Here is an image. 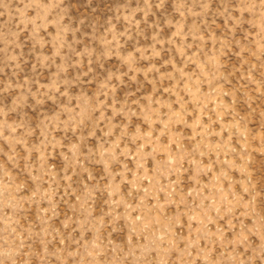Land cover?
<instances>
[{"label":"rangeland","instance_id":"1","mask_svg":"<svg viewBox=\"0 0 264 264\" xmlns=\"http://www.w3.org/2000/svg\"><path fill=\"white\" fill-rule=\"evenodd\" d=\"M0 264H264V0H0Z\"/></svg>","mask_w":264,"mask_h":264}]
</instances>
